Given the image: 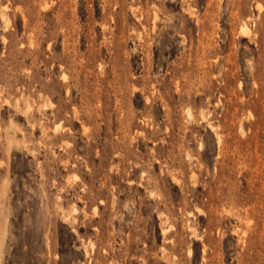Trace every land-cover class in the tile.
I'll return each instance as SVG.
<instances>
[{
	"label": "rangeland",
	"instance_id": "1",
	"mask_svg": "<svg viewBox=\"0 0 264 264\" xmlns=\"http://www.w3.org/2000/svg\"><path fill=\"white\" fill-rule=\"evenodd\" d=\"M0 243L264 264V0H0Z\"/></svg>",
	"mask_w": 264,
	"mask_h": 264
},
{
	"label": "bare ground",
	"instance_id": "2",
	"mask_svg": "<svg viewBox=\"0 0 264 264\" xmlns=\"http://www.w3.org/2000/svg\"><path fill=\"white\" fill-rule=\"evenodd\" d=\"M247 27V29H248V26H246ZM243 29H246V28H243ZM246 31H248V30H246ZM4 189V188H3ZM4 232V231H3ZM3 234V233H2ZM3 239V238H2ZM1 244V243H0ZM1 258V257H0Z\"/></svg>",
	"mask_w": 264,
	"mask_h": 264
}]
</instances>
